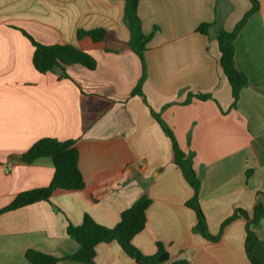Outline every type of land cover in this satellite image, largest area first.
I'll return each mask as SVG.
<instances>
[{"label":"crops","instance_id":"1","mask_svg":"<svg viewBox=\"0 0 264 264\" xmlns=\"http://www.w3.org/2000/svg\"><path fill=\"white\" fill-rule=\"evenodd\" d=\"M259 4L234 42L235 66L248 85L232 108L217 37L221 28H236L249 0H141L142 31L151 36L143 96L132 95L143 68L129 47L123 0H0V211L21 193L50 184L51 158L23 161L43 138L75 141L85 181L82 190H57L49 201L0 214V264H31L28 250L52 255L57 264H85L65 259L79 249L68 224L80 225L88 215L114 228L142 197L151 205L132 243L143 255H154L162 243L170 262L252 264L245 217L235 218L215 242L195 231L196 213L186 205L194 190L153 113L193 155L209 234L218 236L239 210L253 220L256 206H264V0ZM202 24H210L208 35L198 32ZM97 29L107 31L101 43L77 38L79 30ZM25 34L45 46L72 45L97 66H66L70 78L61 71L41 74ZM191 95L211 99L187 103ZM250 229L264 264V220ZM94 264L138 263L113 241L97 246Z\"/></svg>","mask_w":264,"mask_h":264},{"label":"trees","instance_id":"2","mask_svg":"<svg viewBox=\"0 0 264 264\" xmlns=\"http://www.w3.org/2000/svg\"><path fill=\"white\" fill-rule=\"evenodd\" d=\"M125 3L124 21L130 30V49L140 58L143 68V76L132 95L143 96L141 91L142 84L146 78V64L144 55L147 45L151 39L142 31L141 19L138 15V6L141 0H123ZM251 9L245 14L232 32L220 29L217 37L220 51V66L227 77L231 86L233 104L236 108L241 90L248 85L247 77L235 66V39L241 32L251 16L260 9L259 0H249ZM210 24H202L198 32L208 35ZM32 42L35 50L33 55V65L41 74L61 71V77L70 78L66 73V66L80 64L90 70L97 66L96 60L88 53L83 52L72 45H53L45 46L35 42L30 36L25 34ZM107 31L97 29L92 31L79 30L77 38L82 40L90 37L95 43H101L105 40ZM195 97L198 100L211 99L209 95H191L187 103ZM155 119L161 125L165 134L173 143L175 155V165L182 171L187 183L193 188V198L186 203L187 207L195 211L197 224L195 231L200 233L209 241L220 239L224 228L238 216L247 219V236L245 240V249L247 256L252 264H260L254 254V247L257 243V237L250 229L254 223L264 220V206L259 203L255 208L253 220L249 219L246 212L239 210L237 213L226 220L218 236H211L208 231L207 222L203 210L199 203V194L201 190V178L199 177L193 161V155L185 153L178 145L177 140L170 127L161 119L159 114L153 113ZM40 158H51L54 164V174L50 184L45 188L25 191L18 195L16 199L7 208L0 211V214L29 206L41 201H49L53 193L57 190L79 191L85 187L83 175L79 169V152L75 146V141H59L52 138H43L35 142L32 147L24 153L23 161L32 164ZM151 205V200L142 197L136 201L130 208L125 210L120 217L119 223L114 228H107L100 225L90 216L86 215L80 225L68 224L67 235L75 240L79 249L76 253L68 255L65 259L77 261L85 264H94L96 248L103 243L116 241L125 253L133 258L138 264H189L185 259H177L170 262L169 255L162 243H157L156 253L154 255H143L132 243L134 237L142 232L146 226V211ZM26 258L31 264H57L60 260L52 255L44 254L36 250H28Z\"/></svg>","mask_w":264,"mask_h":264}]
</instances>
